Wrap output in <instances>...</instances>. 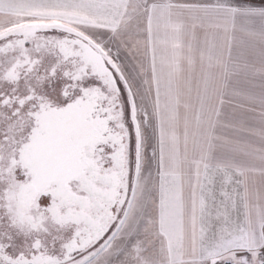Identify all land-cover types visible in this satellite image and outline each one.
<instances>
[{
    "label": "snow or ice",
    "instance_id": "snow-or-ice-1",
    "mask_svg": "<svg viewBox=\"0 0 264 264\" xmlns=\"http://www.w3.org/2000/svg\"><path fill=\"white\" fill-rule=\"evenodd\" d=\"M0 264H264V0H0Z\"/></svg>",
    "mask_w": 264,
    "mask_h": 264
}]
</instances>
